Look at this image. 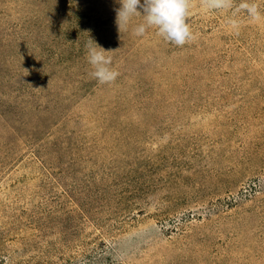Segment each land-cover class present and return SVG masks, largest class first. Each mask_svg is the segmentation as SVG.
Returning a JSON list of instances; mask_svg holds the SVG:
<instances>
[{"label":"rangeland","instance_id":"1","mask_svg":"<svg viewBox=\"0 0 264 264\" xmlns=\"http://www.w3.org/2000/svg\"><path fill=\"white\" fill-rule=\"evenodd\" d=\"M240 2L192 0L177 47L116 0H0V264H264V0Z\"/></svg>","mask_w":264,"mask_h":264},{"label":"clouds","instance_id":"2","mask_svg":"<svg viewBox=\"0 0 264 264\" xmlns=\"http://www.w3.org/2000/svg\"><path fill=\"white\" fill-rule=\"evenodd\" d=\"M120 7L115 9L116 24L119 32L128 30L132 26V32L137 37H143L149 29H154L156 34L165 42L177 47H183L196 40L189 22L192 0H116ZM202 6L210 10H229L234 6V0H200ZM142 9V13L140 10ZM240 11L245 12L253 21L262 19L261 12L255 3L241 0L235 8L234 15ZM143 17V22L133 25V18ZM227 23L235 33L239 34L241 22L235 18H229ZM86 57L91 65L89 73L92 78L101 85L112 84L120 73L112 67L111 50H105L92 39H88L86 45Z\"/></svg>","mask_w":264,"mask_h":264}]
</instances>
